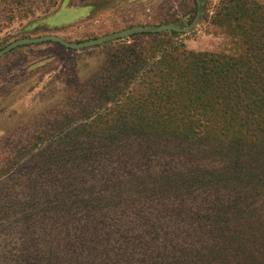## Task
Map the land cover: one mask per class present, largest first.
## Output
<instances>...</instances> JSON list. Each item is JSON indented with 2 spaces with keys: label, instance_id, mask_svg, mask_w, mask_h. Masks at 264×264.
<instances>
[{
  "label": "trees",
  "instance_id": "obj_1",
  "mask_svg": "<svg viewBox=\"0 0 264 264\" xmlns=\"http://www.w3.org/2000/svg\"><path fill=\"white\" fill-rule=\"evenodd\" d=\"M213 22L242 56L122 46L50 114L2 180L0 264H264V6Z\"/></svg>",
  "mask_w": 264,
  "mask_h": 264
},
{
  "label": "rangeland",
  "instance_id": "obj_2",
  "mask_svg": "<svg viewBox=\"0 0 264 264\" xmlns=\"http://www.w3.org/2000/svg\"><path fill=\"white\" fill-rule=\"evenodd\" d=\"M221 2L0 0V54L21 42L0 56V189L4 175L33 170L50 114L73 102L119 47L156 38L157 49L171 43L177 52L242 56L244 39L229 30L235 26L213 22ZM6 213L0 219H13Z\"/></svg>",
  "mask_w": 264,
  "mask_h": 264
},
{
  "label": "water",
  "instance_id": "obj_3",
  "mask_svg": "<svg viewBox=\"0 0 264 264\" xmlns=\"http://www.w3.org/2000/svg\"><path fill=\"white\" fill-rule=\"evenodd\" d=\"M49 40H51V39H49ZM53 40H55V39H53ZM20 44H21V42L12 45L11 47H9V48H7L5 51H3V52L0 54V56H1L2 54L6 53L7 51H9L10 49H12V48H14L15 46L20 45Z\"/></svg>",
  "mask_w": 264,
  "mask_h": 264
}]
</instances>
